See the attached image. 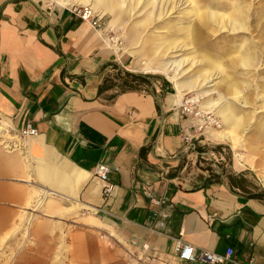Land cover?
<instances>
[{
    "label": "crops",
    "instance_id": "obj_1",
    "mask_svg": "<svg viewBox=\"0 0 264 264\" xmlns=\"http://www.w3.org/2000/svg\"><path fill=\"white\" fill-rule=\"evenodd\" d=\"M132 1L133 9L156 5ZM187 1L185 42L225 27L218 39H245L244 46H214L219 63L189 54L142 62L110 39L105 24L96 28L73 10L90 5L116 25L118 2L0 0V263L206 264L179 258L181 238L221 254L232 247L222 264H264V188L230 180L190 185L174 171L196 120L178 94L200 87L202 105L219 116L205 128L209 136L225 137L241 161L245 133L251 150L264 147V0ZM189 59L192 74L182 69ZM251 60L262 103L246 110L252 100L241 86L249 81L239 84L230 69ZM125 79L135 87L118 90ZM28 123L37 133L21 136ZM99 164L109 167L108 196Z\"/></svg>",
    "mask_w": 264,
    "mask_h": 264
},
{
    "label": "rangeland",
    "instance_id": "obj_2",
    "mask_svg": "<svg viewBox=\"0 0 264 264\" xmlns=\"http://www.w3.org/2000/svg\"><path fill=\"white\" fill-rule=\"evenodd\" d=\"M113 1L119 4L115 8L118 10L120 9V22L116 25H111L109 22V15H104L103 12L97 10L101 16L102 26L105 24L109 32L108 35L111 37L117 36L113 38V41L119 44L122 49H126L127 47L131 50H136L142 62H144L145 59H154L158 61L175 60L181 57L185 58L189 54L191 55L190 58L216 59L219 63L221 60L219 58L217 59L213 54L214 46H223L226 44L230 49V46L235 44L234 50L236 51L239 49L241 43L246 41L241 38L230 40L218 39L222 33L228 34V32H226L227 29L223 27L222 32L219 28L218 34L214 31L205 32L204 30L201 36L185 42L183 32L184 29L190 25L192 20L191 14L188 12L191 6H188L189 2L187 0H168V4L165 6L161 4L162 1L157 0L159 1V3H157L155 0V6H146L144 8L138 6L135 9L131 7L132 0ZM79 5L81 4H77V6ZM221 9L223 13L227 14V10L230 8ZM251 42L253 43V41ZM257 45H261L260 41L257 42ZM234 58H236V56H234ZM190 60L191 59L185 61L182 66L184 72L188 71L187 74H192L196 69V66H191L192 60ZM222 62L224 63V61ZM250 62H252V64L246 66L236 65L234 63L233 66L236 67L232 70L230 69L233 76L238 79L237 81L239 84L242 85V80L245 79L249 81V86H241L244 92L248 91L251 96L250 101L252 100V102L248 104L250 106L245 107L246 110L254 109L255 107L259 109L262 103V88L256 87L255 84L260 71L256 69L253 60ZM113 79L114 78L110 79L107 85L110 84L109 86H112L114 84ZM132 86L135 87V84L132 85L129 79H125L123 81L121 80L117 89H128ZM193 92H195V90ZM198 92L204 93V90L200 87ZM191 94L195 95V93ZM200 96L204 95H199V97ZM203 100L204 98L200 99V101ZM195 106L201 111L204 124L200 123L202 126L200 128L198 126V120H195L196 125L193 131V142L195 147L194 149L184 151L179 157L178 164L174 167L175 174L185 177L190 185L230 180L248 189L264 188V180H262V177H264V147L259 145V149L251 150L250 145H252V143L250 134L248 132L245 133L243 141L245 145L238 149L239 155L245 162L241 161L238 159L239 157L235 154L229 141L225 137L216 138L208 135V132L211 131L205 130V127H212L216 124H211L209 122L210 113L202 112L200 108V106L204 107L202 103L200 106L198 103H195ZM199 117L201 118V116ZM218 117L219 116H217V118ZM32 239L33 238H31V241H33ZM47 249L48 255L51 252L49 248ZM39 251L40 248L38 245H34L33 242H31V255L36 256L39 254ZM13 254H15V249L12 251V255ZM37 257L38 256H36V258ZM0 264L11 263L2 262Z\"/></svg>",
    "mask_w": 264,
    "mask_h": 264
},
{
    "label": "built area",
    "instance_id": "obj_3",
    "mask_svg": "<svg viewBox=\"0 0 264 264\" xmlns=\"http://www.w3.org/2000/svg\"><path fill=\"white\" fill-rule=\"evenodd\" d=\"M73 10L83 19L89 21L94 27L96 28L102 27L101 17L97 15L90 6L74 5ZM195 103L196 102H193L190 100V96H189L180 105H181V109L183 112L197 119L199 116H201V111L197 109V107L195 106ZM195 125L196 123H194V127ZM198 126L200 127L201 125L198 124ZM36 133H37V129L29 123L20 130L21 136L33 135ZM193 136L194 135L191 134L190 132H186L184 134L183 139L186 142V145L184 147L185 150L194 149L195 145L193 142ZM10 138L11 137L7 136L6 139H10ZM2 142L7 149L17 147V144L14 142L11 143L5 140H3ZM108 171H109V167L106 164H99L96 167L97 176L100 178L101 181L104 182V185L102 188L103 196H108L111 193V190L113 187L112 184L107 183ZM150 197H151V200H153V197L151 195ZM174 249L178 253V256L181 260H189L193 262H201V263H206V264H222L226 260H231L233 256L232 247H227L225 252L221 254V253H217L214 251H210L205 248H195V246L182 240L181 238L176 239ZM253 263L254 262L251 259L249 264H253Z\"/></svg>",
    "mask_w": 264,
    "mask_h": 264
},
{
    "label": "bare ground",
    "instance_id": "obj_4",
    "mask_svg": "<svg viewBox=\"0 0 264 264\" xmlns=\"http://www.w3.org/2000/svg\"><path fill=\"white\" fill-rule=\"evenodd\" d=\"M98 2H99V0H98ZM101 2H103V1H101ZM95 3V2H94ZM100 3V2H99ZM96 4H97V0H96V3L94 4L95 6H96ZM248 4V3H247ZM246 4V5H247ZM200 5V4H199ZM88 6H90V5H88ZM205 6V5H204ZM91 7V6H90ZM97 7V6H96ZM132 7V6H131ZM214 7H216V6H214ZM245 7V6H244ZM92 8V7H91ZM98 8H100L99 7V5H98ZM199 8V7H198ZM248 8V7H247ZM191 9V8H190ZM201 9V8H200ZM245 9V8H244ZM92 10L97 14V15H99V13L96 11V10H94L93 8H92ZM194 10V9H193ZM198 12V11H197ZM239 12V11H238ZM239 15H240V13H239ZM100 16V15H99ZM193 16V15H192ZM237 16H238V14H237ZM101 17V16H100ZM239 17V16H238ZM237 17V18H238ZM241 17H243V15L241 16ZM238 21V20H237ZM234 22H236V21H234ZM239 22V21H238ZM192 28H193V26H192ZM197 29V28H196ZM251 30V29H250ZM228 31V30H227ZM193 35H194V33H193ZM117 36H114V37H110V39H113V38H116ZM190 38H191V36H190ZM188 39H189V37H188ZM250 51V50H249ZM241 53V52H240ZM248 53V52H247ZM237 57V56H236ZM240 57V56H239ZM244 58V57H243ZM250 59V58H249ZM157 61V60H156ZM202 61V60H201ZM209 62V61H208ZM171 63V62H170ZM157 64V63H156ZM203 64V63H202ZM243 65V64H242ZM161 67H162V65H161ZM161 67H159V68H161ZM178 67V66H177ZM168 68L169 67H162V69L163 70H165V73L167 74V73H169V74H171V72H174V71H171V70H168ZM208 73V72H207ZM210 73V72H209ZM215 73V72H214ZM177 72H175L174 73V75H173V78H176V76H177ZM218 76V75H217ZM182 77V76H181ZM219 77H220V75H219ZM214 78V76H213V74H210V76H209V78H208V81L209 80H212ZM175 81V80H174ZM222 84V83H221ZM219 88V87H218ZM197 91V92H196ZM199 91V88L198 89H196L195 90V95L194 94H188V93H179L178 94V103H182L186 98H188L189 96H190V100L191 101H193V102H196V103H198L199 104V106L201 105V101H200V99L201 98H203V96H200L199 97V95H204V93L203 92H198ZM219 92H220V90H218ZM222 92V91H221ZM215 99V98H214ZM245 100V99H244ZM234 101V100H233ZM238 103V102H237ZM200 108H201V110H202V112H206V113H210L211 115L209 116V122L211 123V124H213V123H215L216 122V119H218L217 118V116H215L214 115V113L211 111V110H207V109H205V106L204 107H202V106H200ZM208 108V107H207ZM210 108V107H209ZM197 120H198V122H199V124L200 123H202V124H204V119H203V117H202V115H201V118L200 117H198L197 118ZM239 123V122H238ZM244 126V125H243ZM202 126H200V128H201ZM206 127H209V126H206ZM205 127V128H206ZM236 127V126H235ZM242 128V127H241ZM0 129H1V127H0ZM228 130V129H227ZM234 134V133H233ZM229 136V135H228ZM234 136V135H233ZM235 138V137H234ZM233 138V139H234ZM235 141H236V139H235ZM237 142V141H236ZM232 143V142H231ZM238 146V145H237ZM239 154V153H238Z\"/></svg>",
    "mask_w": 264,
    "mask_h": 264
}]
</instances>
